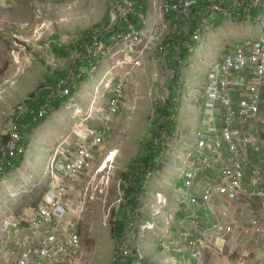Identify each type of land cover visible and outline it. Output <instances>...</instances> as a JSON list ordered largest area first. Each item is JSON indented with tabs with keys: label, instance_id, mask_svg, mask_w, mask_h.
Returning a JSON list of instances; mask_svg holds the SVG:
<instances>
[{
	"label": "built area",
	"instance_id": "2783aa9c",
	"mask_svg": "<svg viewBox=\"0 0 264 264\" xmlns=\"http://www.w3.org/2000/svg\"><path fill=\"white\" fill-rule=\"evenodd\" d=\"M10 1L0 0V6ZM151 1L149 11L152 10ZM155 1L161 4L160 11H157L159 18L168 12H175L177 18L183 23L181 33L185 37L191 34L193 40H200V34L205 30L206 24L201 30L197 29L193 32V11L200 6L201 0H177L175 3H172V0ZM207 1L208 5L205 9L208 10V16L213 22L218 19L220 13L229 11H232L230 17L234 21H239V19L244 21L248 19L254 8L263 7L262 0H234L231 6H226L224 2H216V0ZM134 4L131 0H122L118 6L127 5V7H124L126 8L124 11L121 10L120 17L124 18L128 13L133 12ZM37 13L40 14L39 9ZM114 14L116 18L119 16L116 8ZM37 19H41L40 15ZM167 24L165 17L157 24L162 32L154 40L143 37L139 30L126 33L119 31L112 37V45H107L99 40V34L94 35L92 40L94 44L88 51L89 57L92 59L109 56L115 49L132 54L137 45H143V51H145L148 48L151 49L152 44L160 45L158 51L167 54L171 46H164V41L159 40L164 35V28ZM29 26L27 24L9 27L10 57L16 69V77L25 71L26 67L23 62L26 61V56L33 52L28 50L32 45L30 40L33 39L32 42L34 41L35 44L41 42L49 32L52 23L45 20L36 23L30 39L26 34H22ZM143 51L139 52L133 67L139 63ZM176 58L179 63H182L181 55ZM96 68H93L92 72ZM86 73V68H78L69 77V82L76 87L77 82ZM11 84H13L12 81L0 78V101L6 93L5 87ZM126 90L125 78L115 82L112 93L107 99L106 111L100 126L89 127L86 124L77 126L75 135L78 142L75 152L68 150L67 140L58 146L57 156L50 160V163L52 176L54 179L57 175L60 178L52 183L41 204L27 210L22 216L9 217L0 223V232L5 234L9 241V245L0 255V264H68L78 254L81 247V235L78 230L86 209V199H80L76 203L69 197L74 189L71 181H75L77 185L82 182L86 173L94 169L97 155L102 153L107 140L113 135L114 121L126 104ZM70 95V88L59 91V97H70ZM201 97L204 116L211 125L205 133L217 132L213 125L218 116L222 117V128L220 136H217L215 140L210 139L203 129L196 131L194 148L196 154H187L184 163L183 176L187 191L195 189L200 176L212 169L215 161L224 160L225 150L228 151V163L221 172L219 180L207 183L203 192L204 206L213 211L218 221L212 223L209 228L201 230L196 240L192 238L190 231L180 236V242L185 241V248L191 249L190 259L197 264H204V255L214 240L218 242L224 234L231 232L230 227L220 221L221 218H226L227 214L214 211L213 199L216 195L228 197L231 210L238 209V204L244 197L255 199L260 208L264 209V38L228 49L220 60L210 65ZM72 98L73 96L67 103L68 105ZM76 113L82 114V111L76 110ZM49 114L50 109L43 108L35 117V121L47 118ZM29 115H34V111L23 103H19L11 113L0 111V183L4 172L12 168L14 161L26 155L27 149L23 145L21 135V122ZM8 118L10 120L6 124ZM249 154L253 155L254 162L249 160ZM60 156L63 157L62 160L59 159ZM113 161L112 156L107 155L96 170L92 181L104 174L108 169V164ZM153 176L154 173H148L146 178L150 181ZM104 179L105 176L102 177V180ZM92 190L94 193L87 189L85 194L87 195L90 191V194H93L91 199L94 200L98 188ZM189 194L187 197L190 199L192 196ZM164 199V196L158 194L157 201L151 210L152 220L141 229L143 235L155 228L157 217L167 216L168 204L163 202ZM191 201L195 202L196 199L193 198ZM245 222L247 228H263L257 242H264L262 216L252 212L248 213ZM137 230L139 231V223L133 221L131 231L119 244L114 264H125L127 259L133 256L138 259L133 264H141V241L134 248L131 247L132 235L137 233ZM5 256L6 260L3 259Z\"/></svg>",
	"mask_w": 264,
	"mask_h": 264
},
{
	"label": "crops",
	"instance_id": "0c3cea01",
	"mask_svg": "<svg viewBox=\"0 0 264 264\" xmlns=\"http://www.w3.org/2000/svg\"><path fill=\"white\" fill-rule=\"evenodd\" d=\"M216 2H221V0H216ZM233 2L234 0H225L224 3H227L226 6H231L233 5ZM34 3H41L45 5L50 16H52L54 12L59 10L62 16L60 18L65 20L66 18H68V26L69 28H71V35L64 36L63 34L58 32L54 33L49 38V45H45V50L47 52H44V49H42L40 46H37V52H35V55L32 56V52L30 55L26 56L27 59L23 62L26 67L25 72L29 70L28 73H33L34 77H30V79H33V81H30L29 84H34V86L31 88L33 90L29 92L26 97L22 98L20 102H14L17 103V105L27 99L28 96L34 92V90L36 91L46 79L52 77V75L55 74V71H66L68 75L70 74V72L71 74L75 73V68L73 69V67L75 66V62L77 58H79V56L75 53H72L68 58H57L52 50V44H58L60 47H65L69 46L72 42L74 44L78 43L80 39L84 37V31L91 30L99 24H101V26L104 25L109 17L113 15L115 8L117 9L119 18H121V10H123V7H127V5L119 7L118 4H115V2L111 0H11L10 2H5L3 6H0V69L3 63L2 61L5 57L4 52L7 51V46L9 43V27L18 25L17 23H23L21 22L23 20V13H27L29 11L28 13H31L32 17V9ZM55 5L58 7H55ZM262 6V8H257V11L259 12L257 17L260 18H257L256 21L260 25L257 24V26H255L254 33H250L249 26L244 24L246 21H241L243 19L234 21L230 16L229 18L222 20L224 22L223 26H225L228 30L230 28L232 34L235 36L233 38L235 39H238L243 34H245L246 42L244 44L264 38V1ZM23 10L24 12H22ZM253 10L249 15L251 17L253 16ZM148 14L149 15L147 16V18L151 17L152 20H154L153 24H157L155 19V12L151 10L148 12ZM160 19L161 18H159L158 16L157 21ZM147 23L148 21L146 20L145 27L143 29H140L139 31L143 34V37L149 39L148 34L151 31V27ZM168 24L171 27V23L169 21ZM79 26L80 28L76 29ZM208 28L209 27H207L206 30ZM31 31L32 29H26L22 32V34H26L27 38L30 39V35L32 33ZM173 33L174 32L172 30L171 34ZM93 34L94 32L92 33V36ZM32 40L33 39H31L30 42H32ZM83 44L85 43L83 42ZM168 45L171 46L170 43ZM153 46L156 48V59H152L150 56L151 53H148L144 56L143 60L145 61L144 64L146 65L145 68H147L148 70V75H151V77L153 75L154 77H157V74L159 73V66L164 67L166 71H169L168 69H170V64H175L172 58L174 52H171V49H169V52L167 54H164L158 51V47L156 46V44H152V49ZM233 47L234 46L230 47L229 45L221 46L222 51L220 52L221 54L218 55L216 61L220 60L224 53L228 49H231ZM142 48L143 45H137L132 54L126 53L125 55L123 54L124 52H119L117 49H115L112 53V55L116 57V60H118V62L115 64H113V62L111 61V58L113 57H111V55L103 56L100 59V61L98 62V67L96 68L97 71L94 70L86 81L78 85L81 86V90L80 92L74 93L70 105L66 104L57 111L58 114L63 112V116L61 118H56L53 114L51 117L48 116V118L50 117L52 119H50L49 121L47 118L45 123L42 126H39L32 134V137H30L31 140L29 147L31 145H33L34 147V159L36 156L38 159V156H40L41 154H44L45 159L46 157L51 156L56 157L58 146L64 141V139L66 138L65 136H68L69 133L71 134L72 132L75 133L78 125L86 124L89 127L100 126L102 124L103 116L106 111L105 104L107 103V99L112 93V88L115 82L121 81L125 78L126 86L128 89L127 92H129L128 98L130 99L131 95L135 96V86L137 83L136 80L140 77L135 73V70L137 69L133 68V63L137 55L136 52L140 51ZM115 51L118 52L115 53ZM122 55H124L125 57ZM37 56H41L45 60V62H47V58L53 56V60L57 61L60 67L57 70L49 69V71L47 70L46 72L44 71L45 65L41 60L38 61ZM41 68H43L42 75L40 74ZM115 68L119 72L118 75L113 78V73L110 72ZM7 71L8 70L4 71L3 75H5ZM95 71L96 73H94ZM165 75H167V77ZM164 78L168 82L170 79V73H165ZM94 79H96V86L93 89L92 82ZM6 100L7 99H5V101ZM5 101H0V104L2 105ZM157 106L158 108H160V105ZM126 107L127 106L121 108L118 117L125 112ZM197 109V111L195 110L196 112L194 110L191 111L192 114L190 115V118L184 117L181 120L180 124H177L176 116L173 118L175 127H173L172 134L169 137H171L172 139L173 134H176L177 140L175 141V145H168L167 139L166 146H170L171 149H167L165 151L166 154H164V159L162 160V170L155 174L150 181H148V185L146 187L149 188L145 189V194L141 198V205L138 208V210L141 209V211L139 212L138 216V220L140 222H138L139 232L137 233V243L141 241V245L143 246V243L145 241L147 242L150 238L158 234L157 236H159L160 238L161 248L166 250L167 252L166 254L163 253L162 256L159 257V260H156V262H163L164 260V263L162 264H197L190 259L191 249L189 247L185 248V241L180 242V236H184L186 235V233H188V231H190L192 238L196 240L200 236L199 232L201 230L209 228L212 223L218 221L217 216L214 215L213 211H211V209L207 206H204L202 198L205 185L209 182L214 183L219 180L221 172L225 169L228 163V151H224V160L222 162L215 161L213 168L200 176L195 189L187 191L184 182L183 171L185 168L184 163L186 162V156L187 154H196V152L194 151V148L196 146L195 133L196 131H200L202 129L205 133L211 126L210 123L208 121H205L204 119L205 116L203 112V105H201ZM76 110L82 111V114L76 113ZM57 112H55L54 114H56ZM156 116L157 115H155V117ZM118 117H116V120L114 121V130L117 128V123L119 121ZM193 122H196L197 126H194ZM221 123L222 117L218 116L217 119H215L213 125V127H216L217 132L215 133L212 131V134H205L210 139L215 140L216 137L220 136L221 134ZM181 127L186 129V132L185 130H182ZM114 134L115 131L104 145L103 150L105 149L104 151L106 152V154L102 152L101 156L105 155V158L109 153H113L115 151L118 152V150L115 149V146H119L118 144L115 145L113 142ZM77 140L78 138L76 137V143H74V140H72L71 138L67 139L66 144L69 151H76L78 142ZM142 141L139 143L140 146L142 145ZM172 142L174 143V141ZM35 144H38V146H36ZM113 147L115 151L112 150ZM41 148L44 149L41 150ZM100 158L101 157H97L96 160L99 161ZM59 159L62 160L63 157L60 156ZM249 160H254L252 154H249ZM103 161L104 158L102 162ZM24 162H26V155ZM131 162L132 160L128 162L124 169H122L123 172L126 171ZM167 171H170V173H167ZM2 184H0V186ZM155 186H157V188H155ZM157 192L163 193L165 199H168V206L166 210L167 216L165 218L159 216L158 220L156 221V230L147 231L143 235L141 232V226L148 224L152 220L151 210L157 201ZM188 193H190L189 196H192L190 199L187 197ZM193 198L196 199L195 202L191 201V199ZM213 201V207L216 213L217 211H220L227 214V217L221 218L220 221L223 224L229 226L231 232L234 230L233 244H235V251H237L239 255L233 258V254H229V252L225 253V250H222L224 251L223 253L217 252L216 250L212 252L213 249L211 250L212 247H210L204 255V264H264V243L257 242L263 228L261 227L259 229H250L247 228L245 222L248 213L252 212V210L249 208H252L255 205V207H258V209L262 213L264 212V209L260 208L259 203L255 199H250L247 197H244L241 200V203L238 204V209L236 210H231L229 208L231 202L230 199L226 196L216 195ZM243 210L247 211L248 213L244 212ZM11 235L13 234L11 233ZM224 237L225 235L220 240L224 239Z\"/></svg>",
	"mask_w": 264,
	"mask_h": 264
},
{
	"label": "rangeland",
	"instance_id": "374dc122",
	"mask_svg": "<svg viewBox=\"0 0 264 264\" xmlns=\"http://www.w3.org/2000/svg\"><path fill=\"white\" fill-rule=\"evenodd\" d=\"M151 2L152 11L155 12L156 23L158 24L159 22L164 20V16H162L161 19L157 21V11H160L161 4L159 2H156L155 0H152ZM55 7L58 6L55 5ZM38 9L40 11V14H37L36 12ZM125 9L126 8L123 7V11ZM32 10V17L31 13H28L29 11L27 13H23V20L21 21L23 23H17V26L28 24L30 26L27 29H33V26L36 23L43 22L44 20L48 23H52L49 32L42 38L41 42L37 44H35L34 41L31 42L32 45L29 46L28 50L33 51L32 56L35 55V52H37L36 47L38 45L42 49H44V52H47L45 50V45H49V38L52 34L58 32L63 34L64 36L71 35V28H69L68 26V18H66V20L60 18L62 16L59 10L54 12V14L50 16L49 12L47 11V7H45V5L41 3H34ZM22 12H24V10ZM231 14L232 11L222 12L219 14L218 19L213 22L208 16V10L205 9L204 12H201V18L197 22H194L193 27V30L195 32L197 31V29L201 30L203 25L206 24L205 30L200 34V40H193L191 34H187L185 37L184 46L188 48L189 52L188 55L184 56L181 60L182 63H180L181 72L183 75V86L182 89L179 90L177 88H174L175 90L173 92L174 99H176L175 105L177 110V124H180L181 120L184 117L190 118V115L192 114L191 111H195L202 105L203 101L201 99V92L202 88L207 82L209 66L215 63L218 55L221 54V46H239L246 42L245 34H243L238 39H235L233 38L235 36L232 34L230 28L228 30L225 26H223L224 22L222 20L229 18ZM252 14V17L249 16L247 20H244L246 21L244 24L248 25L250 28V33H254L255 26H257L258 24L256 19L260 18L257 17V15L259 14L257 8H254ZM38 15H40L41 17L40 20L37 19ZM147 21V24L151 27V31L148 34V37L149 39L154 40L162 31L158 29L157 24H153L154 20H152L151 17L147 18ZM165 21L168 22V20L166 19ZM207 27L209 28L206 30ZM79 28L80 26L76 29ZM164 30V35L159 39L161 41H164L167 37L170 36L172 28L169 24H167ZM249 43L250 42L246 44ZM156 46L159 47L160 45L156 44ZM247 46L248 45H246V47ZM143 49L144 48L138 51L135 59L138 57L139 52L143 51ZM151 49L148 48L143 51L144 55L139 58V63H137L136 65L134 64L135 66L133 67L134 69H137L135 70V73L138 74L140 78H137L136 80L137 83L135 86V96L131 95L129 99V92H127L128 89L126 90L125 106L127 107L125 112L118 117L119 121L117 123V128L114 130L115 134L113 137L114 144H118L119 146H115V149L118 150V152H116L113 147L112 150H114L115 152H113V154H108L112 156V159L114 161L108 164V169H106L104 174L98 176L94 181H92L96 174V170L102 164L103 158L105 159V155H97V157L101 158L99 159V161L96 160L94 169L84 175L81 180L82 182L75 185V181H71V185H73L74 189L69 197L76 203H78L80 199L83 200V198H85L86 209L84 214L82 215V220L80 222L78 230L79 234L81 235V247L78 254L75 255V258L73 260H70L68 264H114V259L118 253L119 244L116 242L112 233V221L115 217V212L122 208V206L126 202L123 191L121 190L122 174L124 173L122 169L125 168L129 161H134L140 156L144 155L143 152L146 151L142 148V146L139 145V143L144 140L146 135H151L149 129L153 126L155 115H157L160 108L163 107V102L171 96L166 84L167 81L164 78V74L169 72L166 71L164 67L159 66V73L157 74L158 76L154 77L153 75L151 77V75H148L147 68H145V61L143 60L144 56L148 53H151L150 56L152 59H154L156 56V48L153 46V49ZM118 51H115V53ZM4 54L5 57L2 61L3 63L0 69V77L2 79L12 81L13 84L7 85L5 87L6 93L2 101H5V99L7 100L3 102L2 105L0 104V111L11 113L13 109L17 107V103L14 102H20L22 98L26 97L28 93L33 90L31 88L34 86V84H29V82L33 81V79H30V77H34V75L31 72L28 73V70L21 73L18 77L15 76L16 69H14V65L10 57L9 43L7 46V51L4 52ZM123 54L125 55L126 53ZM112 56L113 55L111 54V57ZM37 59L38 61L41 60L43 62V64L45 65L44 71L46 72L47 70L49 71V69L57 70L60 67L58 62L53 60V56L47 58V62H45V60L41 56H37ZM111 61L113 62V64L118 62V60H116V57L114 56L111 58ZM6 70L8 71L6 73L7 75L5 74V76L3 75V73ZM96 71L94 73H96ZM118 72L119 71L115 68L110 73H113L112 77L115 78L118 75ZM40 74H43V68H41ZM165 76L167 77V75ZM95 86L96 79H94L92 82V88L94 89ZM80 90L81 86H78V84H76V92H80ZM157 105H160V108H158ZM54 113H50L49 116L51 117L52 114L55 115L54 117L56 118H61L63 116V112H61L60 114H58V112L56 114ZM50 117L48 118L49 121L50 119H52ZM204 119L206 121V117H204ZM9 120L10 118H8L6 124L9 122ZM193 125L197 126L196 122H193ZM181 129L185 130L186 132V129L182 127ZM65 137L66 138L64 140L71 138L72 140H74V143H76V135L74 132H72L71 134L69 133V135ZM167 139L168 145H175L177 135L173 134L172 139L171 137H167ZM172 141H174V143ZM35 145L38 146V144ZM42 149L44 148H41V150ZM167 149L170 150L171 147L166 146V150ZM104 150L102 152L106 154ZM34 155L35 150L33 145H31L26 152V162L22 164L19 170L13 172L10 177H8L0 186V223L6 218L22 216L27 212V210L38 207L41 204L42 200L45 198V195L50 189L52 183L57 180V178H60V176L58 175L55 179L52 176V167L49 160H53L54 157H46L45 159L44 154H41L40 156H38V159L37 156L34 159ZM167 173H170V171H167ZM155 174H157V172H154V175ZM103 176H105L104 180H102ZM94 188H98V193H95L96 197L94 200H92L91 197L93 194L90 193H94L92 190ZM145 188L148 189L149 187ZM155 188H157V186H155ZM87 189H90L91 192L89 191L86 195L85 191ZM158 194L164 196L163 193L157 192L156 197H158ZM163 202L168 204V199H164ZM249 209L252 210V213L258 214L264 219V212L262 213L258 209V207L256 208L254 205ZM140 211L141 209H139L137 213L133 215L134 223L140 222L138 220ZM158 218L159 217L156 218V221L158 220ZM144 226L145 225H142L141 227ZM155 230L156 228H153L150 231ZM138 232L139 231L137 230V233ZM137 233H134L132 235V248L136 246V240L138 237ZM157 235L158 234L150 238L147 242L145 241L143 243V246L141 248V264L164 263V260L163 262H156V260H159V257L162 256L163 253H167L166 250L161 248L160 238ZM224 235V239L219 240L218 242L215 240L212 242L210 246L212 247L211 250L213 249L212 252L216 250L217 252L223 253L224 251L222 250H225V253L229 252V254H233V258L237 257V255L239 254L237 251H235V244H233L234 230L230 234L226 233ZM125 237H127V235ZM8 242L9 241L7 236L0 232V255L3 252L4 248L9 245ZM3 259L6 260V256L3 257Z\"/></svg>",
	"mask_w": 264,
	"mask_h": 264
},
{
	"label": "trees",
	"instance_id": "16d2710c",
	"mask_svg": "<svg viewBox=\"0 0 264 264\" xmlns=\"http://www.w3.org/2000/svg\"><path fill=\"white\" fill-rule=\"evenodd\" d=\"M113 1L115 4H119L122 0ZM131 1L135 3L134 11L128 13L124 18H119V16H117L113 26H111L112 18L109 17L104 25L101 26V24H99L91 30L84 31V37L80 39L78 43L74 44L72 42L69 46L65 47H60L58 44H52V50L57 58H68L72 53L79 56L73 69L75 68L74 71H77L78 68L84 67L86 68L87 73L77 82L78 85L88 79L93 68L98 67V62L103 57L101 56L92 59L89 57L88 51L94 44V41H92L94 35L99 34V40L101 42L107 45H112V37L115 36L117 32L120 31L126 33L133 30H140L145 27V21L147 20L150 7V0ZM221 1L225 2V0ZM175 2H177V0H172V3ZM207 3V0H201L200 6L194 9V22H197L201 18V12L205 11ZM164 17L171 23V28L174 32L168 39H165L164 46L169 43L171 44V52H174L172 58L173 56L176 57L177 54L182 57L187 56L189 51L188 48L184 46L185 36L183 33H180L183 28V23L177 18L175 12H168ZM93 32L94 34L92 36ZM83 42L85 44H83ZM178 51L180 53H178ZM174 62L175 64H170V70L173 71V73L167 82V87L171 96L163 102V107L158 111L157 116L154 119L153 126L149 129L151 135H146L142 141L141 146L146 152H143L144 155L132 161L126 171L122 174L121 190L123 191L126 202L122 208L115 212V217L112 221V233L118 244H120L127 233L131 231L133 225L132 217L135 213H137L138 208L141 205V198L145 194V187L148 185V180L146 178L148 173H158L162 170V160L164 159L163 155L166 151L167 144L166 139L172 134L173 127H175L173 118L177 115L175 105L176 99H174L173 92L176 88L178 89L182 80L180 63L175 60ZM54 73L55 74L52 75V77L46 79L35 92L31 93L28 98L22 102L34 111V115H29L21 122L23 145L27 150L31 140L30 137H32L34 131L39 126H42L48 118L35 121V117L39 114L40 110L43 108H49L50 113L57 112L62 106L66 105L70 101L71 97L76 92V88L72 85V82H69V77L72 74L68 75L66 71L63 72L58 70ZM66 88H70L71 90L70 97H59V91ZM24 161L25 156L15 160L12 168L4 172V177L1 182L5 181L6 178H8L13 172L19 170ZM137 260V257L133 256L128 258L125 264H133Z\"/></svg>",
	"mask_w": 264,
	"mask_h": 264
},
{
	"label": "clouds",
	"instance_id": "9594fccd",
	"mask_svg": "<svg viewBox=\"0 0 264 264\" xmlns=\"http://www.w3.org/2000/svg\"><path fill=\"white\" fill-rule=\"evenodd\" d=\"M167 38H169V37H167ZM167 38H166V39H167ZM164 42H165V40H164ZM177 56H179V54H177L176 57H177ZM176 57L173 56V58H174L175 61H177V58H176ZM168 70H169L168 72L170 73V76H171V74L173 73V71H171L170 69H168ZM182 79H183V77H182ZM182 86H183V80H181V83L179 84L178 90H179V89H182ZM179 93H180V92H179ZM169 94H170V93H169ZM9 177H10V176H9ZM6 179H7V178H6ZM3 182H4V181H3ZM3 182H1L0 184H2Z\"/></svg>",
	"mask_w": 264,
	"mask_h": 264
},
{
	"label": "water",
	"instance_id": "95a60500",
	"mask_svg": "<svg viewBox=\"0 0 264 264\" xmlns=\"http://www.w3.org/2000/svg\"><path fill=\"white\" fill-rule=\"evenodd\" d=\"M116 15L114 14L113 15V20H112V24H111V26H113V24L115 23V21H116V17H115Z\"/></svg>",
	"mask_w": 264,
	"mask_h": 264
},
{
	"label": "bare ground",
	"instance_id": "6f19581e",
	"mask_svg": "<svg viewBox=\"0 0 264 264\" xmlns=\"http://www.w3.org/2000/svg\"><path fill=\"white\" fill-rule=\"evenodd\" d=\"M232 4V3H231ZM215 134V133H214Z\"/></svg>",
	"mask_w": 264,
	"mask_h": 264
}]
</instances>
